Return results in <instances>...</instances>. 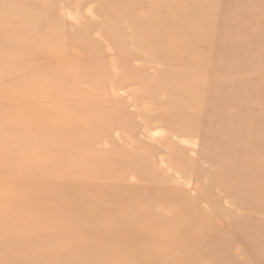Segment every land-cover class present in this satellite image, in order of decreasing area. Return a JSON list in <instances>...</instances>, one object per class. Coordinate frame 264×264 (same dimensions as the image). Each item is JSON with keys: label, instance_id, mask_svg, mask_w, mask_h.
I'll use <instances>...</instances> for the list:
<instances>
[{"label": "rangeland", "instance_id": "rangeland-1", "mask_svg": "<svg viewBox=\"0 0 264 264\" xmlns=\"http://www.w3.org/2000/svg\"><path fill=\"white\" fill-rule=\"evenodd\" d=\"M118 1L122 0H0V50L3 46L15 45L10 55H0V72L8 67L19 70L22 68L20 64L36 54L41 62H47L53 69L76 65L70 68L79 82L75 85L65 83V88L71 92L67 99H62L69 106L68 117L62 119L63 131L55 132L54 128L46 127L51 129L52 136L49 137L47 130H38L39 137H47L44 145H52L53 139L58 140L63 133L70 138L77 136L75 149L80 146L107 157L102 167L95 168L100 175L119 171L120 163L126 166L132 155H140L141 158L135 160L138 165L146 164L143 167L146 175L142 178L125 169L123 176H109L108 180L95 184L98 188L87 189L78 185L74 187L65 174L56 171L52 159H46L44 164L49 168L50 178L28 180V185L34 188L39 187L40 181L45 183L40 196L46 207L38 214L42 217L31 223V234L40 237L43 233L35 231H45L49 226L52 218L48 214L58 206L55 200H51L54 188L58 191L69 189L76 197H98L101 187L136 186L142 193L147 187L146 196L161 195L166 202L175 204L186 201L192 215L200 216L202 226L209 230L194 237L182 235L175 229L135 228L126 223L123 232L125 229L134 235L128 246L131 255H146L147 246L152 245L154 251L166 252L168 264H190L192 260L198 264H222V261L230 262L227 264H264V0H219L217 8L221 9L223 18L209 21L213 38L198 41L202 48L209 49L208 55L203 57L204 68L192 82L170 92H165L163 83L168 79L169 66L158 60L165 55L166 49L151 48L148 44L146 48L142 45L145 43L135 49L131 45L133 37L128 33L129 28H140L137 17L145 16L150 4L119 7L123 17L117 22L114 15L119 11L112 10L119 5ZM148 1L155 4L160 0ZM11 11H31V15L21 26ZM30 20L34 23L41 20L37 29ZM234 22V32L218 40V33ZM118 26L123 27V39L127 41L121 50L107 37V30H111L112 39H119L115 31ZM15 28L26 33L27 40L23 37L24 42L18 40L14 35ZM45 28L48 31L40 41L38 35ZM39 43L44 46L38 48ZM230 52L232 55H228ZM205 60H214L216 65H206ZM26 73L23 71L19 75L18 90H27L28 79L23 75ZM127 74L134 75V79L127 77L131 80L126 78L119 86H111V79L125 78ZM53 75L47 78L44 86L55 84ZM9 79L0 75V80L5 83L0 86V97L7 94ZM170 80L176 82L174 76ZM190 91L197 92L193 98L187 97ZM200 99L207 100L201 102ZM21 100L22 107L9 103L13 111L19 112L27 105L25 101L28 99ZM79 109L93 110L98 115L100 111L113 113L123 120L118 123L115 119L108 122L81 119L75 113ZM28 118H24L25 121L39 122L37 117ZM6 123L13 126L12 120ZM89 126H93L92 131L99 135V139L90 133ZM9 129L14 130L13 127ZM21 130L22 126L15 131ZM78 138L86 140L79 142ZM10 149L8 145L0 144V156H9L7 162L12 159L16 163L19 158L27 161L28 156L11 154ZM109 157L113 159L109 160ZM227 180L230 185L226 184ZM10 181L12 190L20 184L19 178ZM224 185L228 186L227 189L222 188ZM133 193L127 191L125 196L132 198ZM101 205L108 212L101 217H94L89 207L74 205L61 209V217L71 219L66 228L73 231L61 233L57 241L47 240L57 242L62 255L80 256L83 253L78 249H82L94 258L106 257L96 252L97 247L93 246L97 243L100 250H108L110 258L118 257V234L109 241L101 239L100 234H106L105 230L118 216L132 213L134 209L120 207L112 210L113 204L107 199H102ZM148 207L141 208L151 209L163 217L168 215L166 226L189 222L187 217L173 210L172 214L168 209ZM21 211L17 207L14 212ZM35 212L29 209L27 213L32 215ZM15 213L6 215L2 212L0 221H12ZM21 235L29 234L22 231ZM7 240L6 236H0L1 245ZM148 241L154 243L146 244ZM164 245L169 246L163 248ZM188 246L190 252L196 251V255L184 249ZM34 248V251L41 252L32 258L31 264H50V255L43 256L39 246ZM11 249L13 251L6 253L0 248V264H17L14 257L20 256L22 249L27 250L14 249V246ZM31 254L33 251L29 252ZM42 256L44 258L39 262L38 258ZM125 258L127 264L138 263L132 257ZM76 264L91 263L89 259Z\"/></svg>", "mask_w": 264, "mask_h": 264}, {"label": "bare ground", "instance_id": "bare-ground-1", "mask_svg": "<svg viewBox=\"0 0 264 264\" xmlns=\"http://www.w3.org/2000/svg\"><path fill=\"white\" fill-rule=\"evenodd\" d=\"M118 2L119 5L112 10L114 12L119 11L115 12L114 15V19H116L117 22L121 20L119 19L120 17H123L120 13L121 9L119 10V7L125 6V8H127V6H137L145 4V2L150 4L148 5L147 14L145 16L138 15L137 17L139 20L138 22L140 23V28H129L128 33L133 37L131 45L135 49L142 43H145L142 44L144 46L148 44L151 48L164 47L166 49V53H164L165 55L158 57L160 62L166 63L169 66V70L167 72L168 79L163 82L165 83L167 90L165 92H170L174 88L178 89L184 84H189L193 79H196V76H198L201 72L200 70L204 68L203 59L209 52L208 47L202 48L198 44V41L202 39H212V25L209 21L212 19L218 21L223 18L221 16V9L217 8L219 0H160L159 3L155 4H152V2L148 0H122ZM11 12L12 17L17 20L19 19V24L21 26H24V21H27L29 18L28 15H31V11H23L22 13L18 11ZM40 22L41 20H39L38 23L31 21V24L33 23L36 27L34 29H37ZM209 28L211 29L208 32L207 29ZM235 29L236 22L231 23L229 26L224 27L221 32L218 33L216 38L221 40L226 37L227 34H232ZM45 31H48L47 28H45L42 33L38 35V40L42 41V39L45 38ZM115 31L119 36V39H112L111 30H107V37L109 38V41H113V44L121 50L123 49L125 43H127V41L124 42L123 39V27L118 26ZM14 35L21 42H24L22 37L26 40L28 38V35L20 31L18 28H15ZM55 36L59 37V35ZM60 38L61 37H59V39ZM83 43L84 42H82V45H84ZM14 46L15 45H10V47L8 45L7 47L3 46L0 50V55H10L12 53L11 48ZM43 46L44 44L39 43L38 48H42ZM139 47L138 49H140ZM145 47L148 48L147 46ZM218 53L220 52L218 51ZM231 53L232 52L228 55H232ZM36 57H31V59L27 62L20 64L22 68L19 70H14L8 67L6 70H1L0 72V75H3V77L7 76L10 78V81L6 82V86L8 87L7 94L0 97V144L8 145L9 148H11V154L28 156L27 161L24 158H19L16 163L12 159L11 162H7V157H9L7 155L0 156V217H2V212L6 215H10L15 213L14 211L17 207L22 209L21 213L17 212L14 214L12 221H7L6 223L0 221V236H6L8 239L5 244H0V248H4L6 253L8 251H13V249H11L13 246L14 249L19 247L27 249H22L21 255L14 257L17 264H31L33 261L32 258L34 256L38 257L37 255L41 252L34 251V247L37 246L41 247L43 256L50 255V258H48L50 264H76L77 261H89V259L91 264H127L128 262L125 257L137 259V264H168L166 262V252L154 251L152 249V245L147 246L148 251L146 255H131L128 246L132 240L131 237L134 235L132 234V231L125 232V229L123 232L122 227L125 226L126 223H130L133 224L135 228L145 226L149 229H157L161 231L175 229L182 235L188 234L194 237H197L196 234H202L208 231L209 228L204 229L201 222L202 218L200 216L192 215L190 210L187 208L186 201H184L185 203L175 204L172 202H166L162 199L163 197L161 198V195L155 197L146 196L145 191L148 190L147 187L146 189L143 188L144 193H142L140 188H136V186L132 187L123 185L124 187H101L99 189L100 195L98 197H76L71 194L69 189L58 191L54 188L51 200H55L58 203V206L55 208V211L51 212L50 215L48 214V216L52 218L51 222L45 231H35L43 233L40 237L31 234L33 232L31 223L36 218L38 220L42 217V215L38 216V214L44 212L43 209L46 207L45 201H42V197L40 196V192L44 189L45 183L40 181L39 184L41 186L39 185L38 188H34L28 185V180H38L41 178L46 180L50 178L48 177L50 174L49 168L44 164L46 159L51 158L56 171L65 174L74 187L78 185L79 187L87 189L98 188V186L95 185L98 181L108 180L109 176H123L125 169H128L129 173L138 178H142L146 175V171L143 169L146 164L140 166L135 162L136 159L138 160L141 158L140 155L130 156V162L126 166L120 163L119 171L103 173L100 175L97 171H95V168L98 169V167H102V163L107 157L101 156L98 152L96 153V150H88L80 146L75 149L74 141L77 139V136L70 138L67 134L63 133L58 140L55 141L53 139L52 145H44L46 144L45 140L47 137H39L37 131L43 130V132H45V130H47L50 134L49 137L52 136L51 129L46 127L54 128L55 132L59 129L60 132L63 131L61 130L63 129L62 119L68 117L67 109H69V106L67 107V104L62 99H67L66 96H69V92H71L69 91L70 89L65 88V83L69 82L75 85L79 81L76 80L78 78L71 73V68L76 65L53 69L52 65L49 66L47 62H41L39 60V55L36 54ZM205 63L206 65H216L214 60L209 62L205 60ZM23 71H27L26 74H23L28 79V85L26 86L27 90H18L17 85L20 79L19 75L22 74ZM52 74H54L52 78L56 79L55 84H52V87L44 86L45 81ZM172 76H174L176 80L174 83L170 80ZM127 77L134 79L135 76L127 74L125 78H113L111 79V86H119L123 81H126L125 79ZM131 79H128V81ZM1 85L4 86L5 83L0 80V86ZM196 93V91H190L188 92L187 97L193 98ZM21 99H28L25 101L27 105L21 108L19 112L13 111L9 106V103H17L20 105V102L22 101ZM206 100L207 99H200L201 102H205ZM75 113L77 117L81 119L90 118L91 121H94L95 119L96 121L102 120L103 122H108L115 119L116 122L121 123L123 120L116 118L113 113L106 114L101 111L99 112V115L95 114L93 110L82 111L79 109V111ZM28 117H37L39 122L36 124L34 122L25 121L24 118L29 119ZM179 119L181 120V118ZM11 120L13 126L6 123ZM21 126V132L16 133L17 131L15 130L18 128L20 129ZM9 127H13L14 130L9 129ZM88 129L96 139H99V135H95L92 131L93 126H89ZM91 134L87 135L86 138L89 139ZM86 138H78V140L79 142H83ZM7 150H4V152ZM112 159L113 158L109 157V160ZM66 172H71L72 175H68ZM13 178L20 179V184L17 185L14 190H12V184L10 181ZM226 184H229L228 180L226 181ZM226 187L228 186H222L223 189H227ZM127 191H130L131 193L134 191V196L132 198H127L125 196ZM102 199H107L113 204L112 210H118L120 207L134 209L132 213L130 212L128 214L118 216L114 224L107 227V230L104 232L106 234H100L101 239L103 237L106 241L114 240V236L118 234L117 245L120 247V253H118L119 256L110 258L108 250H100L97 243L93 246L95 248L97 247L96 252H99L100 255H106V257L94 258V256L92 257L90 254L84 253L82 249H78L83 253V255L80 256L70 255V253L62 255L61 246L57 244V242L51 243L49 242L50 240H47L48 238L56 239L57 241V237H59L61 233L68 230L73 231L71 228H66L71 219L67 220L61 217V209L63 210L72 206L74 207V205L79 207L84 206L89 207L88 210L94 217H101L108 214V212L102 208ZM80 202L83 203L80 204ZM144 205H146V207L149 206L148 208L158 207L159 209H168V211L171 210V213L173 210L174 213L187 217L186 220L189 222L183 223L181 226L176 224H173L176 226L171 225L172 227L166 226L168 215L164 214L166 217H163L160 214L153 213L151 209L141 208ZM29 209L36 212L29 215L27 213ZM77 214L78 212L76 215ZM170 224H172V222ZM22 231L27 232L29 235H21ZM127 236H129L130 239L127 238ZM150 243L154 242L148 241L146 244ZM168 246L169 245H164L163 248H167ZM184 249L190 252L191 247L188 246ZM30 251H33V254L29 255ZM190 253L196 255V251L194 250ZM96 254L98 255V253ZM43 256L38 258V261L44 258ZM23 260L27 263H24ZM227 263L230 262L222 261V264ZM190 264L198 263L192 260ZM201 264H206V262Z\"/></svg>", "mask_w": 264, "mask_h": 264}]
</instances>
